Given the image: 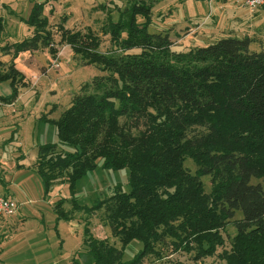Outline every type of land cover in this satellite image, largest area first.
I'll return each mask as SVG.
<instances>
[{
	"label": "trees",
	"instance_id": "obj_1",
	"mask_svg": "<svg viewBox=\"0 0 264 264\" xmlns=\"http://www.w3.org/2000/svg\"><path fill=\"white\" fill-rule=\"evenodd\" d=\"M33 1L25 22L34 35L15 42V48L3 46L4 52H12L11 63L0 73V82L9 81L12 87L11 95L4 97L9 102L19 96V87L28 85L14 60L22 52L53 43L46 2ZM127 13V19L109 22L107 33L114 45L110 52L100 50L101 40L91 28L82 32L58 26L61 39L83 64L107 74L92 81L96 91L74 96L59 120L60 140L76 150L59 153L56 144L39 146L34 166L45 193L61 179L72 189L73 210L82 207L90 215L103 210L106 225L122 247L96 237L87 222L84 247L95 264H140L146 249L167 237L175 251L181 248L178 238H189L211 254L212 227L233 218L237 234L226 264H264V46L252 47L256 40L245 35L176 52L169 33L149 32V5L135 4ZM139 15L147 19L143 25ZM3 27L0 21V34ZM197 126H206L217 138L240 142L237 147L214 146L193 134L183 145L182 136ZM129 129L139 130L140 138L124 134ZM183 148L186 155L202 160L195 182L203 176L214 182V191L198 206L188 204L179 189L163 190L165 165L154 159L156 150L169 155ZM100 159L104 168L130 169V190L117 186L111 196L81 205L74 193L77 181L96 169ZM66 201L62 198L56 205L58 220H72ZM237 213L241 217L235 218ZM200 237L207 244L201 246ZM133 240L142 241L143 250L124 260Z\"/></svg>",
	"mask_w": 264,
	"mask_h": 264
},
{
	"label": "rangeland",
	"instance_id": "obj_2",
	"mask_svg": "<svg viewBox=\"0 0 264 264\" xmlns=\"http://www.w3.org/2000/svg\"><path fill=\"white\" fill-rule=\"evenodd\" d=\"M36 1L46 2L45 14L53 32V43L49 47L42 44L37 50L23 52L14 60L28 82L19 87L16 102L4 99L12 93L10 82H0V194L6 193L19 202L16 215L5 217L12 219L10 225L3 223L0 228V264H95L84 247L87 222L96 237L108 238L110 243L122 247L121 241L112 236L106 225L103 210H94V215L82 207L73 210L72 189L61 179L46 194L43 180L34 166L42 144H56L59 153L76 150L75 146L60 140L59 120L71 106L74 96L96 91L92 81L96 76L107 74L95 65L83 64L71 46L61 39L58 26L62 24L71 31L82 32L91 28L101 40L100 50L114 51L111 35L107 33L110 20L127 19L130 8L144 3L151 7L149 32L169 33L173 51L188 53L225 37L242 38L245 35L256 40L252 47L259 48L264 46V10L247 8L242 5V0ZM33 6V0H0V21L4 23L0 53L4 52L3 46L15 48V42L34 35L33 28L25 22L30 18ZM137 19L142 25L147 20L142 15ZM0 60V73H3L12 57L0 54ZM194 130L182 136L183 145L190 142L193 134L203 135L207 143L214 146L237 147L240 142L239 139L212 136L206 126H197ZM124 134L133 139L140 138L139 130H125ZM187 152L183 148L179 153L168 155L156 150L153 154L155 160L165 165L163 190L175 193L179 189L188 204L198 206L204 204L203 197H208L215 186L211 176H203L195 182L202 160L186 155ZM103 163L100 159L96 169L77 181L74 193L81 205L91 206L97 200L111 196L117 186L130 190V169H107ZM62 198L67 199L64 207L71 210L72 220H58L55 208ZM238 217H241L240 213L235 218ZM233 220L230 223L219 221L212 227L209 235L214 240L211 254H205L200 245L190 242L189 238L183 241L178 238L181 248L175 251L167 237L147 248L140 264H226L237 234ZM202 240L200 237L201 246L207 244ZM142 250V241L133 240L125 249L124 260L132 259Z\"/></svg>",
	"mask_w": 264,
	"mask_h": 264
},
{
	"label": "built area",
	"instance_id": "obj_3",
	"mask_svg": "<svg viewBox=\"0 0 264 264\" xmlns=\"http://www.w3.org/2000/svg\"><path fill=\"white\" fill-rule=\"evenodd\" d=\"M242 5L250 9L262 8L264 10V0H242ZM18 209V201L0 195V217H13Z\"/></svg>",
	"mask_w": 264,
	"mask_h": 264
},
{
	"label": "crops",
	"instance_id": "obj_4",
	"mask_svg": "<svg viewBox=\"0 0 264 264\" xmlns=\"http://www.w3.org/2000/svg\"><path fill=\"white\" fill-rule=\"evenodd\" d=\"M2 51H3V47H2ZM26 52H27V51H26ZM22 53H23V52H22ZM22 53H20V54H22ZM0 54H2V56L5 55V54H9V55H11V57H12V52H10V53L3 52V53H0ZM19 56H20V55H19ZM0 61H1V60H0ZM10 63H11V62H10ZM10 63H9V64H10ZM17 68H18V67H17ZM6 69H7V68H6ZM18 69H19V68H18ZM19 70H20V69H19ZM20 71H21V70H20ZM22 73H23V72H22ZM17 98H18V97H17ZM17 98H16V99H17ZM16 99H15V102H16ZM15 102H14V103H15ZM9 218H12V217H9ZM0 219H2V220H0V228L2 227V224H3V223H6L5 225H8V226H9V225H10V222H11V220H12V219H11V220H10V219H5V217H2V218H0ZM4 219H5V220H4ZM5 225H4V226H5Z\"/></svg>",
	"mask_w": 264,
	"mask_h": 264
}]
</instances>
